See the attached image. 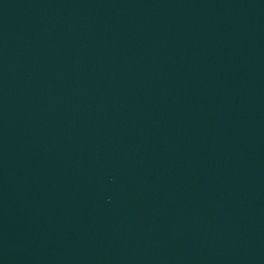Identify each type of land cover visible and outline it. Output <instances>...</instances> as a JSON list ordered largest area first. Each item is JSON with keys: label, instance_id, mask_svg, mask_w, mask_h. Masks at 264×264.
<instances>
[{"label": "water", "instance_id": "obj_1", "mask_svg": "<svg viewBox=\"0 0 264 264\" xmlns=\"http://www.w3.org/2000/svg\"><path fill=\"white\" fill-rule=\"evenodd\" d=\"M0 264H264V0H0Z\"/></svg>", "mask_w": 264, "mask_h": 264}]
</instances>
